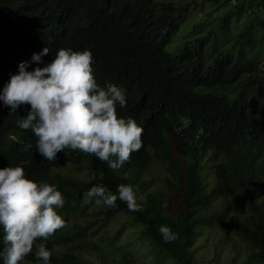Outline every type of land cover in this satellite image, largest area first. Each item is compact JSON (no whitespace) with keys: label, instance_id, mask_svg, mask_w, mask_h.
Segmentation results:
<instances>
[{"label":"trees","instance_id":"obj_1","mask_svg":"<svg viewBox=\"0 0 264 264\" xmlns=\"http://www.w3.org/2000/svg\"><path fill=\"white\" fill-rule=\"evenodd\" d=\"M235 1L214 28L173 53L168 45L197 2L192 8L159 0H0V91L21 61L35 67L31 56L44 47L45 62L57 47L89 48L97 82L125 88L127 103L117 106L118 115L143 127L142 147L121 169L69 148L46 160L31 132L16 125L28 105L9 113L0 101V167L22 163L30 177L56 184L65 198L59 209L64 226L47 241L50 264H82L83 251L96 248L86 236L95 235L89 230L95 222L68 225L82 205L95 208L102 225L126 216L142 226L157 262L198 264L196 238L218 228L226 246L248 250L247 263L264 264V0ZM232 21L241 28L226 45ZM29 140L33 148L22 151ZM153 163L164 172L151 190ZM98 171L102 180L89 178ZM96 183L113 192L131 183L140 209L131 211L119 199L114 208L88 201L85 194ZM161 224L177 238L165 242ZM38 242L20 264L38 261Z\"/></svg>","mask_w":264,"mask_h":264},{"label":"clouds","instance_id":"obj_2","mask_svg":"<svg viewBox=\"0 0 264 264\" xmlns=\"http://www.w3.org/2000/svg\"><path fill=\"white\" fill-rule=\"evenodd\" d=\"M44 47L33 53L30 61H21L0 91V101L9 113L28 105L26 114L16 120L18 128L35 137V151L46 160L57 159L65 148L92 154L112 170L121 169L130 154L142 147V125L132 116L118 115L125 107L127 94L122 85L97 82L91 49L57 47L47 62ZM33 148L31 140L23 142L22 151ZM103 171L93 172L92 180L103 178ZM126 178L127 172L122 173ZM88 201L116 207L119 199L131 211H138L137 193L131 183H120L113 192L103 183L92 184L86 192ZM65 198L58 186L35 180L22 163L0 167V264H20L33 250L37 264H50L52 249L47 241L64 226L59 214ZM161 238H177L167 224L158 227Z\"/></svg>","mask_w":264,"mask_h":264},{"label":"rangeland","instance_id":"obj_3","mask_svg":"<svg viewBox=\"0 0 264 264\" xmlns=\"http://www.w3.org/2000/svg\"><path fill=\"white\" fill-rule=\"evenodd\" d=\"M158 1V0H155ZM174 1L180 5L189 4L193 8V3L197 2L199 6L196 11L189 10L185 22L180 26L177 34L171 39L168 48L171 52L179 49L185 40H193L198 36L205 35L211 28L215 27L217 19L230 10L235 0H159ZM216 1V2H215ZM203 3V5H201ZM222 3L224 5H222ZM264 14V9H260ZM239 24L241 18L238 19ZM241 25H236L234 21L230 23L231 33L224 37V43L231 41ZM209 41L208 46L211 45ZM168 51L167 47L165 48ZM168 51V52H170ZM250 54V51L248 52ZM217 93L220 90H213ZM148 172V179L152 182L150 189L160 187L158 178L163 174V166L159 163H153ZM205 183H208L211 176L205 173ZM169 202V201H168ZM177 204H170L172 212L176 210ZM83 210L79 214L69 219L68 225L76 227L83 226L86 221L95 222L92 228L95 235L93 238L86 234L87 238L93 239L96 248L83 251L81 258L82 264H173L170 261L157 262L153 256V248L148 239L142 236V226L133 224L131 220L122 216L120 220L108 219L105 225H102L101 216L98 215L95 208L90 205L81 206ZM208 232L200 234L195 241L193 257L198 264H249L246 259L248 250L243 247H231L225 245L222 231L218 228L212 231L211 237L207 238ZM233 238L236 235L233 234ZM236 240H238L236 238ZM36 261L33 264H37Z\"/></svg>","mask_w":264,"mask_h":264},{"label":"bare ground","instance_id":"obj_4","mask_svg":"<svg viewBox=\"0 0 264 264\" xmlns=\"http://www.w3.org/2000/svg\"><path fill=\"white\" fill-rule=\"evenodd\" d=\"M33 16V15H32Z\"/></svg>","mask_w":264,"mask_h":264}]
</instances>
